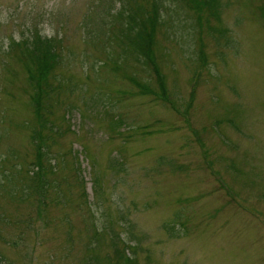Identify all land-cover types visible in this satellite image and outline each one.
<instances>
[{
    "label": "rangeland",
    "instance_id": "374dc122",
    "mask_svg": "<svg viewBox=\"0 0 264 264\" xmlns=\"http://www.w3.org/2000/svg\"><path fill=\"white\" fill-rule=\"evenodd\" d=\"M127 1L154 0H0V264H264V0H163L149 66L107 26Z\"/></svg>",
    "mask_w": 264,
    "mask_h": 264
},
{
    "label": "trees",
    "instance_id": "16d2710c",
    "mask_svg": "<svg viewBox=\"0 0 264 264\" xmlns=\"http://www.w3.org/2000/svg\"><path fill=\"white\" fill-rule=\"evenodd\" d=\"M212 1L215 2V0H193V5L195 8L197 6L202 8L204 5L213 7ZM162 4L163 0H154L151 9L142 8L138 9V11L127 1L122 3L114 14L112 12L108 14V16H111L107 18V26H109V29L117 22L120 24L117 27L115 37L118 43L124 45L122 49L125 56H134L145 66L154 65L153 47L156 30L158 27L166 24L164 15L165 4L164 6ZM31 45L32 47H28V56L36 66L30 72L29 77L30 85L34 92L32 105L35 108L36 117L40 120L42 129L50 128L53 131L52 127L46 123V114L51 113L49 108L50 98L47 96L50 95L52 90H56V86L48 79L54 67L58 64L59 55L50 39L41 40L40 38L35 40V43ZM41 137L42 132L40 130L35 131L33 139H36V143L41 142ZM39 149L42 150L41 145ZM175 228L176 225L174 223L165 225V229L169 233L171 232V235L179 236L180 233L175 232ZM127 259L130 260L131 257L127 256Z\"/></svg>",
    "mask_w": 264,
    "mask_h": 264
}]
</instances>
